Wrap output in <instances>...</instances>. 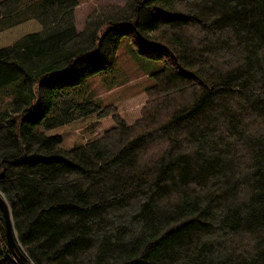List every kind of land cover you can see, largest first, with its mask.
<instances>
[{
	"label": "trees",
	"instance_id": "obj_1",
	"mask_svg": "<svg viewBox=\"0 0 264 264\" xmlns=\"http://www.w3.org/2000/svg\"><path fill=\"white\" fill-rule=\"evenodd\" d=\"M80 2L0 0V193L22 252L264 264V0H121L77 30ZM123 40L153 83L102 105L84 86ZM0 264H18L1 211Z\"/></svg>",
	"mask_w": 264,
	"mask_h": 264
},
{
	"label": "rangeland",
	"instance_id": "obj_2",
	"mask_svg": "<svg viewBox=\"0 0 264 264\" xmlns=\"http://www.w3.org/2000/svg\"><path fill=\"white\" fill-rule=\"evenodd\" d=\"M120 2L121 0H81L79 5L74 8L72 16L69 18L70 22L77 30H81L86 17L100 5ZM116 54L113 70L102 74V76L92 77L84 86V90L89 91L93 98L102 105L141 93L153 83L149 76L152 71L141 67L140 63L133 59L124 40ZM0 99L4 104L10 97L1 94Z\"/></svg>",
	"mask_w": 264,
	"mask_h": 264
},
{
	"label": "water",
	"instance_id": "obj_3",
	"mask_svg": "<svg viewBox=\"0 0 264 264\" xmlns=\"http://www.w3.org/2000/svg\"><path fill=\"white\" fill-rule=\"evenodd\" d=\"M0 211L3 218L4 226V238L5 243L12 254L14 260L18 264H32L29 259L22 252L21 248L18 246L17 239L15 237V231L13 228L12 214L9 205L5 201L3 195L0 193Z\"/></svg>",
	"mask_w": 264,
	"mask_h": 264
}]
</instances>
